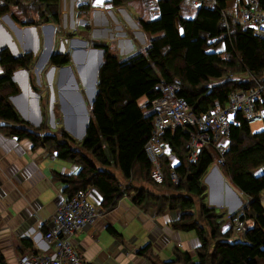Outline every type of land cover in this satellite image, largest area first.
<instances>
[{
	"label": "trees",
	"instance_id": "obj_1",
	"mask_svg": "<svg viewBox=\"0 0 264 264\" xmlns=\"http://www.w3.org/2000/svg\"><path fill=\"white\" fill-rule=\"evenodd\" d=\"M2 1L0 14L16 7L26 16L27 24L60 21V0ZM128 1L111 0L115 6ZM203 1L194 18H183L180 11L188 0H159L160 16L151 21L141 19L143 29L153 36L145 52L121 59L104 41H91L105 54L90 109L91 122L81 141L63 128L47 131L45 126L35 127L22 117L12 102V97L21 92L14 74L32 68L35 55L26 52L15 56L8 48L1 50L0 132L19 140L29 139L34 149L44 148L76 164L78 172L55 174L68 197L79 189L93 187L102 195L105 210L114 208L125 192L133 194L135 203L155 208L158 215L180 210V219L172 227L196 232L200 240L196 255L176 249V258L163 262L148 245L140 253L153 264H258L259 258L264 259V173L258 176L256 170L264 168V130L253 132L238 114L232 122L230 145L221 165L232 184L254 198L243 208L246 219L253 222L245 242L231 240L232 227L223 231L226 219L206 202L208 188L203 180L219 153L208 144L196 162L189 159L186 146L196 128H178L163 134L171 152L161 157L162 183L152 178L154 165L145 151L155 115L147 112L151 105L141 106V102L161 96L160 85L178 83L179 95L188 101L194 117L200 119L217 104L226 105L233 92L255 87L257 81L264 83V40L241 22L240 10L229 16L228 27L223 26L228 0H215L214 8L205 7ZM259 6L264 8V0ZM222 42L223 52H208ZM51 63L65 66L72 60L69 54L55 53ZM240 74L246 77H235ZM174 158L179 161L177 165L172 163ZM103 167L121 170L129 185L122 186L113 171ZM22 243L31 244L27 239ZM0 264H7L1 249Z\"/></svg>",
	"mask_w": 264,
	"mask_h": 264
},
{
	"label": "crops",
	"instance_id": "obj_2",
	"mask_svg": "<svg viewBox=\"0 0 264 264\" xmlns=\"http://www.w3.org/2000/svg\"><path fill=\"white\" fill-rule=\"evenodd\" d=\"M245 1L228 0V9L236 14ZM191 2L188 0L184 4L181 17H195L196 8ZM158 3L159 0H129L124 5L115 6L111 0H61L60 21L40 25L27 24L26 16L16 7H12L9 13L0 14V51L8 48L15 56L26 52L35 55L32 68L20 69L14 74L21 92L12 97V102L22 117L35 127L45 126L47 131H53L52 127H56L57 122L61 123L66 114L61 101L62 89L66 83L71 84L73 77L84 86V90H88L91 101L95 93L90 94L88 87L91 84L83 79L84 67L94 60L92 73L97 68L99 73L100 60L104 61L105 54L103 49H99L101 52L91 51L94 48L91 41H104L121 59L145 52L153 36L143 29L141 19H157L160 16ZM82 6L86 9L80 11ZM224 50L222 42L208 52ZM55 53L70 55L72 63L68 66H72L74 76L63 70V66L51 63ZM79 65H82L81 69ZM57 107L61 113L60 121L55 118L59 113ZM76 121L80 123L75 116L70 123L75 129ZM67 130L78 137L85 135ZM172 163L177 165L179 161L174 158ZM106 169L110 170L109 167ZM56 172L75 173L78 166L49 154L44 148L34 149L29 139L19 140L0 132V249L7 264H20V258L28 254L54 253V248L44 237L47 222L52 220L62 201L68 198L64 184L55 178ZM263 173L264 168L256 170L258 176ZM119 181L124 187L129 185L123 174ZM203 181L208 188L207 204L223 208L220 213L226 219L225 231L231 227L233 214L248 207L254 198L234 186L217 161ZM89 192L90 199L101 207V215L72 238L73 247L85 261L92 264H153L147 255L140 253L148 245L163 262L174 260L176 249L196 255L200 244L196 232L172 227V223L180 219V210L158 215L155 208L135 203L133 194L127 192L114 208L105 210L98 190L91 187ZM261 201L264 205V192ZM248 225L252 226L253 222L248 221ZM23 239L31 244L22 243ZM245 241L246 238L241 242ZM258 264H264V259L259 258Z\"/></svg>",
	"mask_w": 264,
	"mask_h": 264
},
{
	"label": "built area",
	"instance_id": "obj_3",
	"mask_svg": "<svg viewBox=\"0 0 264 264\" xmlns=\"http://www.w3.org/2000/svg\"><path fill=\"white\" fill-rule=\"evenodd\" d=\"M3 1L0 0V3ZM207 8L215 7V0H204ZM260 0H246L240 9L241 22L251 26L255 34L264 40V8L259 6ZM197 8L201 0H192ZM233 12L229 9L223 12V26L228 27L229 16ZM18 71V70H17ZM162 95L155 99H145L141 106L151 105L154 111V130L146 143L145 151L154 165L152 178L162 183L164 181L161 157L170 155L169 144L163 139L167 130L194 127L197 131L191 133L187 143L189 159L196 162L202 149L212 144L219 153L216 160L219 165L225 163L231 139L230 129L232 122L240 114L250 125L264 122V83L257 81L255 87L241 89L229 96L226 105H219L200 119L191 113L188 101L179 95L180 85L170 83L160 85ZM177 181L176 173L172 174ZM101 215V207L90 199L89 189H79L72 197L62 201L51 221L47 222V231L44 234L48 245L54 248L52 255L34 253L20 258V264H92L85 261L73 247L72 238L91 224ZM233 242L244 241L249 229L246 212L238 211L232 217Z\"/></svg>",
	"mask_w": 264,
	"mask_h": 264
},
{
	"label": "rangeland",
	"instance_id": "obj_4",
	"mask_svg": "<svg viewBox=\"0 0 264 264\" xmlns=\"http://www.w3.org/2000/svg\"><path fill=\"white\" fill-rule=\"evenodd\" d=\"M60 4H61V0H60ZM87 26V25H86ZM93 61L94 60H91L89 63H91L92 65H94L93 64ZM88 63V64H89ZM92 69H93V67L92 68H89L88 70H87V73H88V75H92ZM90 70V71H89ZM90 72V73H89ZM236 78H240V77H246V76H244V75H236L235 76ZM90 78V77H89ZM93 77H91V79H92ZM33 80V79H32ZM90 81H88L87 83H89ZM93 82H95L94 81V78L92 79V81L90 82V84L92 85V83ZM215 82H218V81H215ZM37 84V83H36ZM54 85H55V90L57 91V85H56V82H54ZM73 85H74V83H73ZM79 91H82V93H83V98H84V101H85V104L87 105V108L86 107H84L83 105H81L82 104V101H81V103H79V100H78V98L77 97H73V95H75L74 93H72V92H70V88H71V86H72V84H69V83H66L65 85H64V87H63V89H62V92H63V96L65 97V99L66 100H69V101H71L72 103L73 102H75V103H73L74 105H76V110H75V112L76 113H78V118H80V119H83V114L85 115V114H87L88 113V110H90V106H91V101H90V95H89V93H88V91H87V89H85L84 90V86L81 84V83H79ZM92 88V89H91ZM90 89L93 91V85L92 86H90L89 87V92H90ZM73 94V95H72ZM90 94H91V92H90ZM92 95V94H91ZM69 96H71V98H69ZM142 102H143V100H142ZM142 102H141V104H142ZM33 104H34V101H33ZM66 114H67V118H68V123L69 122H71L72 121V119L75 117V114H74V112H73V110H72V108H71V106H69V105H66ZM84 112V113H83ZM147 112H152V113H154V111H153V108H148L147 109ZM46 114L47 113H45V117H46ZM64 115V114H63ZM77 118V119H78ZM72 123V122H71ZM69 125L71 126V124L69 123ZM59 127H61V128H63V129H65L66 131H68L67 130V128H66V126H65V121H64V119H63V121H61V123H59V122H57L56 123V127H52V130L54 131V132H57L58 131V129H59ZM72 127V126H71ZM78 128H79V130L81 131V132H83V130H84V128H83V124H82V122H81V124L80 123H78ZM251 128H252V130L253 131H261L263 128H264V123L263 122H257V123H254V124H252L251 125ZM72 136H74L78 141H81L83 138H84V136L83 137H78V136H76V135H74V134H72L70 131H68ZM79 134H81L80 132L78 133V135ZM81 136V135H80ZM221 165H219V167H220ZM104 168V167H103ZM110 170L111 171H113V172H115V174L118 176V178H119V180L120 179H122V174H121V172L119 171V170H117V169H112V168H110ZM221 179V178H220ZM220 188V187H219ZM245 199V198H244ZM199 207V205H197L196 206V208H195V210H197V208ZM219 212L221 211V210H223V208H216Z\"/></svg>",
	"mask_w": 264,
	"mask_h": 264
},
{
	"label": "water",
	"instance_id": "obj_5",
	"mask_svg": "<svg viewBox=\"0 0 264 264\" xmlns=\"http://www.w3.org/2000/svg\"><path fill=\"white\" fill-rule=\"evenodd\" d=\"M91 51L93 52H101L99 49L97 48H91L90 49ZM103 63V61L100 60V66L101 64ZM82 68V65H79V69ZM63 70H67L69 72H71L73 74V68L72 66H68V65H65L63 66ZM74 76V74H73ZM94 78H95V82H93V89H94V92L93 93H96V90H97V80H98V68L97 70L95 71L94 73ZM61 83H63L61 81ZM74 83V86L72 87L71 91L75 93V95L77 96L78 100H79V103H81L82 101V104L84 107L87 108V105L85 104V101H84V98H83V94H82V91H79L78 87H79V84L78 82L76 81L75 77L72 78L71 80V84ZM88 91V90H87ZM95 96V95H94ZM93 100H94V97L91 99V104H93ZM61 101L63 103V109L66 108V105L69 104V102L65 99V97L63 95H61ZM69 106H71L76 118H78V113L75 112V108H76V105L74 106L73 104H69ZM84 113V112H83ZM56 120L60 121L61 120V116L60 115H56ZM64 120H65V123H66V126L69 130L73 131L75 134H78V130L75 129V128H72L69 123H68V118H67V114L64 115ZM81 122L83 124V132L79 135H84L86 134V130H87V127L89 126L90 122H91V114H90V110H88V113L87 114H83V119H81ZM222 177H223V174H222ZM208 178V177H207Z\"/></svg>",
	"mask_w": 264,
	"mask_h": 264
},
{
	"label": "bare ground",
	"instance_id": "obj_6",
	"mask_svg": "<svg viewBox=\"0 0 264 264\" xmlns=\"http://www.w3.org/2000/svg\"><path fill=\"white\" fill-rule=\"evenodd\" d=\"M84 62V61H83ZM93 67V65L91 64V63H89L86 67H84V71H83V79L86 81V82H88V81H92V79L94 78V73H92V75L90 76V75H88V73H87V70L89 69V68H92ZM90 71V70H89ZM90 73V72H89ZM90 77V78H89ZM91 77H93L92 79H91ZM94 81H95V78H94ZM92 85H93V83H92ZM92 85H90V86H92ZM89 88V87H88ZM92 89V88H91ZM90 89V92H91V94H93V92L94 91H92ZM73 95V94H72ZM73 97L75 98V97H77L76 95H73ZM79 122H80V124H81V119L80 118H78L77 119ZM69 123H71V122H69ZM72 126V125H71ZM75 127H77V129H78V132H80V133H82L80 130H79V128H78V122L76 121V125H75ZM72 128H74V126H72ZM216 171V170H215Z\"/></svg>",
	"mask_w": 264,
	"mask_h": 264
}]
</instances>
